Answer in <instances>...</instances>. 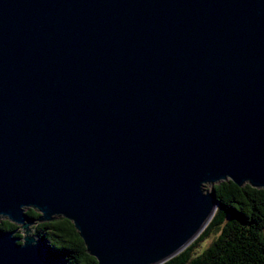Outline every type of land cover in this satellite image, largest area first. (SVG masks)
Masks as SVG:
<instances>
[{"label": "water", "instance_id": "obj_1", "mask_svg": "<svg viewBox=\"0 0 264 264\" xmlns=\"http://www.w3.org/2000/svg\"><path fill=\"white\" fill-rule=\"evenodd\" d=\"M227 179L264 188V0H0V264H68L58 216L98 264H163Z\"/></svg>", "mask_w": 264, "mask_h": 264}, {"label": "trees", "instance_id": "obj_2", "mask_svg": "<svg viewBox=\"0 0 264 264\" xmlns=\"http://www.w3.org/2000/svg\"><path fill=\"white\" fill-rule=\"evenodd\" d=\"M212 190L218 201L212 220L186 249L163 264H264V188L227 179L212 184ZM26 213L41 216L34 208ZM17 228L6 218L0 220L2 231ZM35 235L45 241L47 258L59 255L68 264H98L73 222L63 216L37 222Z\"/></svg>", "mask_w": 264, "mask_h": 264}, {"label": "rangeland", "instance_id": "obj_3", "mask_svg": "<svg viewBox=\"0 0 264 264\" xmlns=\"http://www.w3.org/2000/svg\"><path fill=\"white\" fill-rule=\"evenodd\" d=\"M205 187H206L207 190H210V191L212 190V184L211 183L205 184Z\"/></svg>", "mask_w": 264, "mask_h": 264}]
</instances>
